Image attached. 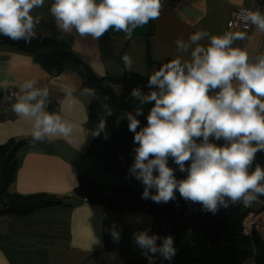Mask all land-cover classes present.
Instances as JSON below:
<instances>
[{
	"label": "clouds",
	"instance_id": "clouds-1",
	"mask_svg": "<svg viewBox=\"0 0 264 264\" xmlns=\"http://www.w3.org/2000/svg\"><path fill=\"white\" fill-rule=\"evenodd\" d=\"M44 4L45 0H0V35L30 42L42 19L32 12ZM162 8L163 0H53L49 11L60 31L75 29L81 37L99 39L115 29L131 39L136 28L158 19ZM243 20L264 32L261 11L245 10ZM245 39V31L197 30L187 40L178 39V55L149 75V91L132 88L130 96L138 104L123 118L137 145L128 171L144 185L142 199L168 203L179 192L186 202L199 203L204 211L215 214L221 207L249 206L264 196V166L253 167L256 154L264 152V54L250 56L247 49L234 46ZM121 59L131 72L132 58L125 54ZM7 86V81L0 83ZM18 88L11 110L31 122L30 143L61 138L71 143L75 124L64 117L63 108L47 110L49 88L38 87L35 79L23 81ZM74 91L64 89L68 108L73 106ZM91 94L104 115L90 133L93 137L104 133L107 138L106 117L113 113L109 98ZM149 104L147 124L141 126L138 117ZM169 158L185 177L177 179ZM108 230L118 242L116 225ZM133 237L148 264L157 255L170 261L176 254L170 235L160 237L144 229Z\"/></svg>",
	"mask_w": 264,
	"mask_h": 264
},
{
	"label": "crops",
	"instance_id": "crops-1",
	"mask_svg": "<svg viewBox=\"0 0 264 264\" xmlns=\"http://www.w3.org/2000/svg\"><path fill=\"white\" fill-rule=\"evenodd\" d=\"M52 2L45 0L42 8L32 12L33 16L42 17L36 26L39 34L51 33L56 39L72 44L99 76L124 75L127 70L121 57L125 54L132 58V72L152 74L157 63L178 55V39L187 40L197 30H206L210 34L245 31L247 39L235 41L234 46L247 49L250 56L264 54V32L254 25L251 30H244L233 29L229 24L232 11L250 5V0H163L159 18L136 28L131 39L115 29H110L99 39L90 35L81 37L75 29L71 33L60 31L49 11ZM254 10L264 13L261 4ZM112 52L115 54L111 55ZM107 54L113 58L112 62L106 59ZM150 60L154 66L149 64ZM27 79L37 80L38 87L46 85L49 88V103L55 105L56 112L63 108L62 114L75 124V129L71 143L61 138L22 147L14 188L22 194H54L62 198L63 203L26 214L0 217V264H148L142 250L134 243L133 234L144 230V225L152 221V215L117 211L80 197H68L79 185L82 174L98 181L108 194L116 185L127 183V179L119 174H108L99 159L86 153L93 138L90 133L93 127L87 124L93 98L91 90L84 91L76 71L49 73L29 53L10 45L0 46V83L8 82L7 87L0 88L14 90L17 96L18 85ZM66 87L75 89L71 108L65 103ZM49 106L47 110L52 112ZM30 133L31 122L21 120L16 114L0 119V144L13 137H29ZM261 204L258 200L252 203L255 207H261ZM113 224L120 231L118 242H114L108 230Z\"/></svg>",
	"mask_w": 264,
	"mask_h": 264
},
{
	"label": "trees",
	"instance_id": "trees-1",
	"mask_svg": "<svg viewBox=\"0 0 264 264\" xmlns=\"http://www.w3.org/2000/svg\"><path fill=\"white\" fill-rule=\"evenodd\" d=\"M2 45L18 47L29 53L49 73L76 71L82 79L83 89H90L101 98H109L107 103L113 113L106 117L107 138L104 133L93 137L86 153L99 159L106 172L123 176L127 183L116 185L113 192L108 194L98 181L88 174H82L79 185L69 198L76 196L117 211L145 212L152 215V221L145 224L144 229H149L150 234L172 236L177 250L170 261L157 255L153 264H264L262 236L258 232H253L252 235L244 233V221L248 213L251 210H264V196L257 199L262 203L261 207H255L252 203L249 206L237 203L227 208L221 207L215 214L204 211L199 203L186 202L179 192L168 203H155L141 198L144 185L128 171L134 161V149L137 145L133 142L134 133L128 129V120L123 115L133 111L138 104L130 96L132 88L140 87L145 92L149 91L147 81L150 74L141 75L127 71L121 77L99 76L77 53L58 39L42 38L39 33L30 42L13 41L0 35V46ZM149 64L154 66L155 63L150 60ZM162 64L157 63L156 70ZM119 84L120 93H117L115 85ZM151 107V104L145 105L143 114L138 117L141 126L147 124V114ZM50 110L56 112L54 107ZM101 115H104V109L93 96L87 124L94 128ZM31 139V136L13 137L0 144V215L26 214L48 205L63 203V199L54 194H22L14 188L21 149L32 144ZM168 164L175 169L177 179L186 176V173L179 171L171 158ZM255 164L264 166V152L256 154L253 167Z\"/></svg>",
	"mask_w": 264,
	"mask_h": 264
},
{
	"label": "built area",
	"instance_id": "built-area-1",
	"mask_svg": "<svg viewBox=\"0 0 264 264\" xmlns=\"http://www.w3.org/2000/svg\"><path fill=\"white\" fill-rule=\"evenodd\" d=\"M260 4L264 7V0H250V5H244L233 10L229 20L230 27L233 29L249 30L252 25L243 20L245 10H254ZM15 100L14 90L0 88V119L9 118L12 114H15L11 110V105L15 103ZM49 105L50 103H48ZM262 214H264V210L261 212L251 210L248 213L244 221V233L246 235H252L253 232H258L264 242V215ZM2 216L8 217L7 214H1L0 217ZM261 225L263 226L261 227Z\"/></svg>",
	"mask_w": 264,
	"mask_h": 264
},
{
	"label": "rangeland",
	"instance_id": "rangeland-1",
	"mask_svg": "<svg viewBox=\"0 0 264 264\" xmlns=\"http://www.w3.org/2000/svg\"><path fill=\"white\" fill-rule=\"evenodd\" d=\"M252 27H253V25H252ZM252 27L249 29V30H251L252 29ZM36 32L37 33H40L37 29H36ZM41 35V34H40ZM41 37L42 38H46V37H52V38H55V35L54 34H48V35H45V34H43V35H41ZM58 41H60V43H62V44H64L67 48H69L70 50H72V51H74V52H76L74 49H73V45L72 44H68L67 42H66V40H63V39H61V40H58ZM121 41H124V39H122ZM76 53H78V52H76ZM78 54H80V53H78ZM111 55H114L115 53L114 52H112V53H110ZM83 55V54H82ZM80 56V55H79ZM81 58H82V56H80ZM84 57V56H83ZM83 60H85L86 61V63L88 64V66L91 68V66H90V63L85 59V58H82ZM106 59L108 60V61H110V62H112L113 61V58L112 57H109L108 56V54H107V56H106ZM162 63H165V62H162ZM115 89H116V92L117 93H120V84L119 85H115ZM85 90V89H84ZM88 90V92L90 91V89H87ZM91 92L93 93V91L91 90ZM51 107H55V105L52 103V102H50V106H49V108H51ZM12 116V115H11ZM10 116V117H11ZM108 174H110L111 176L112 175H114V176H116L115 174H113V173H108ZM112 178V177H111ZM111 181H112V179H110ZM256 212H261V211H256ZM262 215H264V214H262ZM263 225H261V227H262ZM168 236V235H167ZM249 264H254L253 262H250Z\"/></svg>",
	"mask_w": 264,
	"mask_h": 264
}]
</instances>
